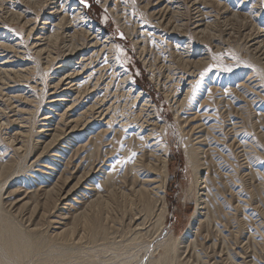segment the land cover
Listing matches in <instances>:
<instances>
[{"label": "rangeland", "instance_id": "obj_1", "mask_svg": "<svg viewBox=\"0 0 264 264\" xmlns=\"http://www.w3.org/2000/svg\"><path fill=\"white\" fill-rule=\"evenodd\" d=\"M10 1L0 0V41L28 49ZM163 1L70 3L114 41L107 73L125 66L134 94L130 86L104 94L106 74L91 94H62L55 105L42 86L63 57L54 67L46 54L5 51L25 53L30 69L0 72V229L9 221L23 246L20 260L0 246V264H264V50L247 47L253 17L264 23V0H199L208 13L200 35L190 32L194 0H170L176 17ZM148 178L153 191L143 197L135 190Z\"/></svg>", "mask_w": 264, "mask_h": 264}, {"label": "bare ground", "instance_id": "obj_2", "mask_svg": "<svg viewBox=\"0 0 264 264\" xmlns=\"http://www.w3.org/2000/svg\"><path fill=\"white\" fill-rule=\"evenodd\" d=\"M169 1L170 0H164L163 2L166 5L167 9L170 10V13L176 17V15L178 14L179 9L177 7L168 8V6H170V2ZM206 1L208 2L209 0H206ZM247 1H248V4L250 3V5L253 2H255V0H247ZM198 2H199V0H194L193 3L191 4L192 7H195L194 10L196 11V13H193V19H192L193 22L191 23V30H190V32L193 35H195V34L197 35L198 33L200 35L201 34L200 32H202L204 29H206V26H207L206 23H205V21H207L206 17L208 16V13L204 9L202 10L200 8V6H198ZM201 2L199 3V5H202ZM8 3L10 5L7 6V7H9L8 8V11H7V14H9L10 17H13V18L15 16H18L17 19L18 20L20 19L22 21L21 24L23 25V31H24V33H26V39H25V42H23L22 40L21 41H22V43H24L26 45V47L28 49H25L24 46L21 47L22 45L20 44L19 41H17V43H18L17 44V43H15L16 41L12 43L10 40L7 41V40L3 39L5 37L4 36L1 39V41H0V58L3 57V61L0 60V61H2V62H0V72H4V73L5 72H8V73L12 72V73H18L19 75H21V74L22 75H25V74L28 73V71H29L30 68H26L25 65H22L21 64L22 62H27V61L23 60L24 59V56H25V53H21L20 56L19 55L16 56L14 54L16 57H12L11 59L10 58H7V55L5 54V51L12 50V49L15 50L17 48H23V49L26 50V52H32L33 55L40 56V55L46 54V56L44 55L45 58L47 60H49V61H52L54 67H55V63L54 62L57 60V58H54V57L55 56L56 57H61V56L63 57V59H62L61 62L56 63L57 64L56 65V68L55 69L54 68L52 69V71L54 70L53 71V75H52L54 77L53 78L49 77L48 79H46L47 81H45V82H47V84L45 85V87L42 86V89H43V93L44 94H51V95H49V97L47 96L48 97L47 99L49 100V103H52V104H55V105L56 104L60 105V103L63 101L61 98H63V96H64L62 94H66V95H68V94H72V95L73 94H75V95L76 94H78V95L79 94L80 95L81 94H91V91H93L94 89H96L98 87L99 80L100 79H103L104 78V75H106V74H107L108 77H106L105 79L108 80V81L107 82L105 81L106 83H104V88H105L104 89V91H105L104 94H107L108 91H112V89L113 88H116V87L117 88L118 87H121L122 90H124V89H127L129 86H130V88L127 89V92L129 94H132L134 92L133 81L131 79V76H129V73L130 72L127 71V68H125V66H121L122 69L121 68L119 69V73H117V75L115 74L116 72L114 73V70L112 68L109 69L110 72L107 73V67H108V64H110V57H111L108 54H111V52H112L111 50L114 49L116 45L113 44L114 41H112L111 37H109V38L106 37V38H104V40H102V38H103L104 35H103V33L101 31L98 30V32L97 31L94 32V30H93L94 29L93 23L90 22V20H87L88 19V16H86L84 14V12H81V10L77 6V4H74L73 3L72 4V7H70L71 6L70 5L71 0H11ZM1 6L2 5H0V7ZM240 8H242V7H240ZM158 9H159V7H158ZM155 11L156 10L150 12V15L152 17L157 16V14H156L157 12H155ZM0 13H1V11H0ZM5 13H6V11H5ZM67 21H68V23L65 24V22H67ZM168 23H169V21H168ZM173 24H175V23H173ZM3 26L4 25L2 24V16L0 15V31H2V29H4ZM252 26L254 27L253 30L250 29L248 31V33H247L248 34L247 36L249 38L248 41H247V43H248V46L247 47L252 52H257V51L260 52V51H263L264 50V23L261 22V21H259L257 16L256 17L254 16L253 17V25ZM5 28H6V26H5ZM170 28H169V30H170ZM76 31H79L82 34H84V37H82V38H80V39L77 40L76 39V34H75ZM6 32H8V31H6ZM59 34L62 35L61 37L63 39V41H62L63 45H62V47L60 49L61 51L59 50L58 53L57 52L56 53L55 52L52 53V49H51L52 46H53L52 44H53L54 40L57 41V35H59ZM108 39H109V41H108ZM177 40H175V41H177V44L180 47H182L183 44H186V42H187V41L186 42L183 41L184 40L183 37H179V38H177ZM104 50H105V52L108 51V53H106L105 56H103ZM64 51L66 52V54L65 55H62V53ZM16 53H17V51H16ZM101 55L103 57H101ZM100 57H101V61H100V63H98V59ZM14 59L17 60V61H20V63L19 62H13L12 60H14ZM59 61H60V59H59ZM186 62H188V61H186ZM16 63H18L19 65H16ZM45 65H46V63H45ZM52 71H51V73H52ZM20 77L21 76H19V78ZM114 79H115V81H114ZM128 82H130V84H127ZM6 86L7 85H5V87ZM48 87H50V89H48ZM114 91H116V90H114ZM16 94L17 93L15 91V95ZM54 94H58V95L54 96ZM10 95H13V93L10 94ZM75 95H73V96H75ZM13 97H14V95H13ZM19 97H21V96H19ZM54 97H56V98H54ZM72 101L74 103L76 100L75 101L72 100ZM70 105H71V102H70ZM67 106H69V105H67ZM67 106H65V108ZM71 119H72V117H71ZM77 120H79V119H77ZM49 122H50V119H49ZM111 122L112 121L110 119L108 121L109 126H111L110 125ZM44 124H45V122H44ZM43 129H45V128H43ZM46 132L48 133V135H47V138L48 139L45 138L44 141L46 142L48 140L46 143H47V145H50L51 144V140L54 139L55 134L58 131H57V128L56 127H52L50 129L46 130ZM64 135L70 141L73 140V139H76V138L69 137L70 136V132H68L67 134H64ZM97 137H101V133H99V132L95 133V136L92 139L94 140V138H97ZM77 139H79V138H77ZM137 139H139V138H137ZM67 142H69V141H67ZM82 147H84V145L79 146V148H81V149H82ZM130 147L133 150H135V148H137V145L135 143V145L132 144ZM60 150H61V148H60ZM62 151H64V150H62ZM81 156H82V154H81ZM46 167H47V165H46ZM92 167H93V165H90L89 172H91ZM161 167H162L161 174L163 175V181L161 183V186L160 185H158V186H160V188H161L160 192L162 193L164 191L162 189L165 186V179H166V165H165V161L164 160L162 162V166ZM41 170H43V169H41ZM106 176L108 177V178H106V180H108L109 178H111V176H112L111 170L109 171V173H107ZM149 178H148V180H142L141 181V183L139 184V186H137V189L135 190L136 193H139L140 195L142 194L141 196H143L144 194H146V193H148L150 191H153L151 188L149 189L150 184L153 182L152 180H149ZM91 183L89 184L90 186H91ZM28 185H30V184H28ZM26 188H28V186ZM37 189H38V187H37ZM83 190H85V189H83ZM148 196H147V198H148ZM143 197H145V195ZM143 197H141V200H142ZM136 198H137V196H136ZM138 198H139V195H138ZM66 200H67L66 199V195H63L62 198L60 199V201H62V202H65ZM73 202L74 201L71 200L69 203H73ZM143 202H144L143 207H144L145 211L146 212L147 211L149 212L150 209H151V207H152V205L150 206V202L147 199H145V198H144V201ZM69 203L67 202L66 204H63V205L69 206ZM62 208H64V207H62ZM134 217H136V216H134ZM135 220H137V219H135ZM4 223H5V225H4L3 229H0V246H2L3 249H5V253H7V255H10L14 259L20 260V258H21L20 257V254H21V251L23 249V246L20 247V245L18 243L17 244L15 243V240L20 236L21 233L18 230H15L13 227H11L10 222L7 221L6 219L4 220ZM95 226L97 227V225H95ZM93 228L94 227H92V229ZM105 232L106 231H104V233ZM94 234H96V233H94ZM100 234H101V232H100ZM29 247L31 249L32 248L34 249V247H32L31 245H29ZM175 248H176V246H175ZM169 249H170L169 252H173L174 251V246H170ZM0 253H1V251H0ZM4 254H3V257H4Z\"/></svg>", "mask_w": 264, "mask_h": 264}, {"label": "snow or ice", "instance_id": "obj_3", "mask_svg": "<svg viewBox=\"0 0 264 264\" xmlns=\"http://www.w3.org/2000/svg\"><path fill=\"white\" fill-rule=\"evenodd\" d=\"M80 2L82 3V4H85V6H87L86 5V0H80ZM230 70V69H229ZM203 75V74H202ZM198 84H199V82H197V86H198ZM133 155H135V153H133Z\"/></svg>", "mask_w": 264, "mask_h": 264}]
</instances>
